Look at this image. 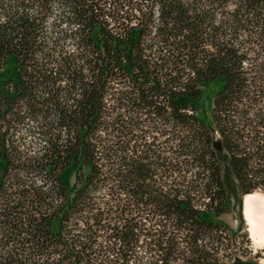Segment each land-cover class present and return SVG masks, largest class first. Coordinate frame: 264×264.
<instances>
[{
	"label": "trees",
	"instance_id": "trees-1",
	"mask_svg": "<svg viewBox=\"0 0 264 264\" xmlns=\"http://www.w3.org/2000/svg\"><path fill=\"white\" fill-rule=\"evenodd\" d=\"M9 60L0 264H220L223 159L264 196V0H0Z\"/></svg>",
	"mask_w": 264,
	"mask_h": 264
},
{
	"label": "rangeland",
	"instance_id": "rangeland-1",
	"mask_svg": "<svg viewBox=\"0 0 264 264\" xmlns=\"http://www.w3.org/2000/svg\"><path fill=\"white\" fill-rule=\"evenodd\" d=\"M11 65L12 63L9 60L5 65L0 66V81L7 75ZM219 84L220 82L214 81L203 86L202 94L198 101L199 114L210 125L211 99ZM223 160V174L230 204L228 211L222 214L220 219L229 226L230 233L228 234V238L223 239V243L219 247L217 253V257L219 258L218 262L220 264H264V244L261 248H255L249 239L241 216L243 195L240 193L237 182L225 163V158ZM63 177L68 184H72L73 173L71 170H66L63 173Z\"/></svg>",
	"mask_w": 264,
	"mask_h": 264
},
{
	"label": "bare ground",
	"instance_id": "bare-ground-1",
	"mask_svg": "<svg viewBox=\"0 0 264 264\" xmlns=\"http://www.w3.org/2000/svg\"><path fill=\"white\" fill-rule=\"evenodd\" d=\"M241 216L253 246L261 248L264 244V196L260 193L243 196Z\"/></svg>",
	"mask_w": 264,
	"mask_h": 264
},
{
	"label": "crops",
	"instance_id": "crops-1",
	"mask_svg": "<svg viewBox=\"0 0 264 264\" xmlns=\"http://www.w3.org/2000/svg\"><path fill=\"white\" fill-rule=\"evenodd\" d=\"M258 193H260V192H258Z\"/></svg>",
	"mask_w": 264,
	"mask_h": 264
}]
</instances>
